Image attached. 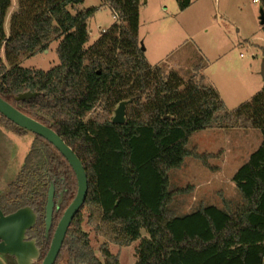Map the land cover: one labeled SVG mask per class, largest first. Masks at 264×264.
<instances>
[{"label": "trees", "instance_id": "16d2710c", "mask_svg": "<svg viewBox=\"0 0 264 264\" xmlns=\"http://www.w3.org/2000/svg\"><path fill=\"white\" fill-rule=\"evenodd\" d=\"M83 1L16 0L6 34L12 0H0V98L52 129L78 157L87 176L82 208L99 236L127 247L146 232L135 264H264V85L228 112L213 87L185 82L174 71L165 74L162 65L151 67L138 44L140 0H101L117 21L85 47L88 19L98 9L80 10ZM189 4L184 0L179 7ZM53 41H59L56 66L43 71L17 65L21 55L34 56ZM26 92L35 97L17 100ZM120 103L127 105L126 117L115 124L110 115ZM98 106L108 116L85 123L83 118ZM0 121L17 135L27 132L1 114ZM212 128L261 134L259 147L232 177L240 201L234 209L200 206L177 216L169 205L184 190H169L168 172L180 168L187 157L211 169L207 160L213 155L187 145L193 133ZM32 135L15 180L0 193V209L9 215L28 207L36 214L26 234L35 239L39 252L32 264H41L57 223L76 195L77 181L56 148ZM50 185L54 208L46 234ZM82 221L79 211L54 264H119L105 245L100 247L103 262L94 256Z\"/></svg>", "mask_w": 264, "mask_h": 264}, {"label": "rangeland", "instance_id": "374dc122", "mask_svg": "<svg viewBox=\"0 0 264 264\" xmlns=\"http://www.w3.org/2000/svg\"><path fill=\"white\" fill-rule=\"evenodd\" d=\"M184 0H140L138 44L144 50L147 63L162 65L164 73L176 72L185 82H197L213 87L231 112L241 103L249 101L263 86L261 69L264 68V34L259 24L260 6L251 0H190L185 9ZM97 7L88 19V43L117 21L116 15L101 0H84L80 10ZM17 11L16 0L4 22L9 32V20ZM59 41H53L46 50L34 56L21 55L17 65L27 69L48 71L59 61L55 50ZM3 63L7 66L4 51ZM119 104L115 106L113 118ZM127 105L124 103V120ZM108 116L98 106L83 121ZM6 129L0 121V186L13 182L30 149L34 136L30 132L21 137ZM14 141L16 149H14ZM261 134L255 129H207L191 135L187 148L199 154H210L207 160L211 169L197 159L187 157L180 168L168 172L169 190L183 189L174 195L169 209L177 216L197 210L200 206L234 209L240 197L232 181L234 173L248 160L258 144ZM186 189V190H185ZM1 191V192H2ZM81 228L88 236L94 256L101 262L100 247L118 256L119 264H135L141 239L147 238L144 230L135 244L119 247L107 242L88 224V212L81 208ZM4 262L7 257H2Z\"/></svg>", "mask_w": 264, "mask_h": 264}, {"label": "water", "instance_id": "95a60500", "mask_svg": "<svg viewBox=\"0 0 264 264\" xmlns=\"http://www.w3.org/2000/svg\"><path fill=\"white\" fill-rule=\"evenodd\" d=\"M259 24L264 26V11L260 10ZM143 49V48H142ZM261 77L264 83V68L261 69ZM35 97L34 93L26 92L20 94L17 100H29ZM0 114L24 130L42 137L67 160L73 170L77 181V192L63 212L55 231L53 233L49 249L41 264H54L66 232L74 216L82 208L87 194V176L85 170L74 152L64 143V141L49 127L37 122L36 120L24 115L10 104L0 98ZM124 103H120L113 123H124ZM1 193V191H0ZM54 187L50 185L47 193L45 206V233L47 234L52 223L54 208ZM36 221V214L28 207L19 209L9 215H4L0 209V255H9L15 258L17 264H32L39 255L38 249L33 241L23 242L27 230L33 227ZM0 264H3L0 262Z\"/></svg>", "mask_w": 264, "mask_h": 264}, {"label": "flooded vegetation", "instance_id": "af4514ba", "mask_svg": "<svg viewBox=\"0 0 264 264\" xmlns=\"http://www.w3.org/2000/svg\"><path fill=\"white\" fill-rule=\"evenodd\" d=\"M25 236L26 237L22 239L23 242L33 241L34 242V245H35V239L34 238H32L30 235H28L26 233H25ZM2 257H7L8 260H6L4 262V260L2 259ZM0 262H2L3 264H17L15 258L12 257V256H9V255H0Z\"/></svg>", "mask_w": 264, "mask_h": 264}, {"label": "crops", "instance_id": "0c3cea01", "mask_svg": "<svg viewBox=\"0 0 264 264\" xmlns=\"http://www.w3.org/2000/svg\"><path fill=\"white\" fill-rule=\"evenodd\" d=\"M264 85V84H263ZM263 87V86H262ZM261 87V88H262ZM8 135V134H7ZM11 136H13V138H15V137H21L22 135H13V134H10ZM10 135H8V136H10ZM14 149H16V146H15V141H14ZM261 144V142L258 144V147H259V145ZM257 147V148H258ZM28 153V152H27ZM24 161V160H23ZM247 161V160H246ZM243 165V164H242ZM241 165V166H242ZM5 188V186L4 187H2V186H0V191H2L3 189ZM225 201V200H224ZM223 204H224V207H227L226 205H228L227 203H226V201L225 202H223ZM133 244H135V242H133L131 245H133Z\"/></svg>", "mask_w": 264, "mask_h": 264}, {"label": "built area", "instance_id": "2783aa9c", "mask_svg": "<svg viewBox=\"0 0 264 264\" xmlns=\"http://www.w3.org/2000/svg\"><path fill=\"white\" fill-rule=\"evenodd\" d=\"M252 3L254 4H258L260 6L261 9H263L264 6V0H251Z\"/></svg>", "mask_w": 264, "mask_h": 264}]
</instances>
